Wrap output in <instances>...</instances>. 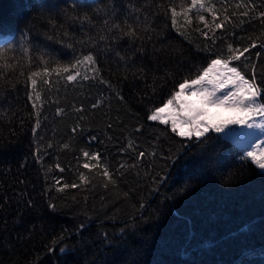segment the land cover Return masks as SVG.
I'll use <instances>...</instances> for the list:
<instances>
[{"label": "trees", "instance_id": "obj_1", "mask_svg": "<svg viewBox=\"0 0 264 264\" xmlns=\"http://www.w3.org/2000/svg\"><path fill=\"white\" fill-rule=\"evenodd\" d=\"M261 13L0 0V264H264V171L222 133L147 119L216 58L264 90Z\"/></svg>", "mask_w": 264, "mask_h": 264}, {"label": "snow or ice", "instance_id": "obj_2", "mask_svg": "<svg viewBox=\"0 0 264 264\" xmlns=\"http://www.w3.org/2000/svg\"><path fill=\"white\" fill-rule=\"evenodd\" d=\"M197 3L198 0H192L193 6H196ZM208 10L212 11L211 8ZM172 12V24L175 25L174 8ZM244 15L247 16L248 12H244ZM213 16H215L214 12ZM261 16L264 17V13H261ZM200 20H204L203 15L200 16ZM117 27L119 26L117 25ZM215 27L221 28L223 23H218ZM122 35L133 37L135 33L128 31ZM202 35L208 36V33L204 32ZM140 50L142 51V49ZM197 51H204V49L198 47ZM247 51L248 48H244L232 55L231 59L240 60ZM92 59L90 54L84 57V60L87 61ZM80 63L81 61L77 59L76 64ZM75 66L73 65V68ZM222 69L223 71H221ZM65 71L68 70L65 69ZM254 77V70L253 79L248 80L238 73L236 68H229L227 60L212 59L211 63L202 69V74L198 73L194 79H184L182 83H179V90L175 91L162 107H155L147 119L162 121L164 124L170 122L172 132L177 133L180 137H196L197 140L205 137L209 131L224 132L225 135H228L234 131L229 128V125H241L248 128L264 127V125H256L252 122L253 113L257 111V108L254 107L257 99L264 100V90L259 88ZM75 79V74L67 75L68 81ZM35 83L33 80V86ZM208 85H212V87L210 88ZM228 85H234L235 91H221ZM218 93L220 94L218 95ZM259 111L264 112V105L259 107ZM83 155L87 157L89 154L84 152ZM99 156L100 154L96 153L94 159H99ZM247 156L264 169V155L257 156L254 152H248ZM84 167L90 168L92 165L86 163ZM72 186L75 187V185ZM50 207L54 208L55 206L50 205ZM81 228L83 229L84 225H81ZM59 251L63 252L64 249L61 248Z\"/></svg>", "mask_w": 264, "mask_h": 264}, {"label": "rangeland", "instance_id": "obj_3", "mask_svg": "<svg viewBox=\"0 0 264 264\" xmlns=\"http://www.w3.org/2000/svg\"><path fill=\"white\" fill-rule=\"evenodd\" d=\"M228 66L229 68H233V67L236 68L234 65L230 64L229 62H228ZM221 71H223V69ZM237 72L242 74L238 69ZM243 76L245 79L251 80L247 78L245 75ZM208 87L211 88L212 85H208ZM228 90L235 91L234 85H228L225 89H222L221 91H228ZM219 94L220 93H218V95ZM261 105H264V103L261 101V99L258 98L256 104L254 105V107L257 108V111L253 113V121H252L256 125H264V112L259 111V107ZM162 106L163 104L159 107ZM229 128L233 129L234 131L228 135H225L224 132L221 133L231 138L240 147H243L246 155L248 152H254L257 156L264 155V127L248 128L246 126H241V125H229ZM262 170L264 171V169Z\"/></svg>", "mask_w": 264, "mask_h": 264}]
</instances>
